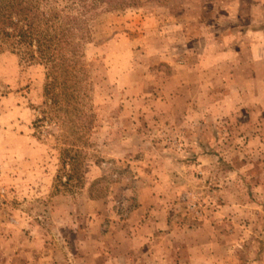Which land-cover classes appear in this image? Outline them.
Masks as SVG:
<instances>
[{
  "label": "rangeland",
  "instance_id": "374dc122",
  "mask_svg": "<svg viewBox=\"0 0 264 264\" xmlns=\"http://www.w3.org/2000/svg\"><path fill=\"white\" fill-rule=\"evenodd\" d=\"M125 1L80 45L69 184L45 68L0 53V264H264V0Z\"/></svg>",
  "mask_w": 264,
  "mask_h": 264
},
{
  "label": "trees",
  "instance_id": "16d2710c",
  "mask_svg": "<svg viewBox=\"0 0 264 264\" xmlns=\"http://www.w3.org/2000/svg\"><path fill=\"white\" fill-rule=\"evenodd\" d=\"M125 0H0V53L10 51L26 65L46 70L44 103L39 123L46 122L62 136L61 164L70 174L80 168L82 148L75 142L83 114L77 109L82 72L80 45L89 39L91 22L100 14L124 10Z\"/></svg>",
  "mask_w": 264,
  "mask_h": 264
},
{
  "label": "crops",
  "instance_id": "0c3cea01",
  "mask_svg": "<svg viewBox=\"0 0 264 264\" xmlns=\"http://www.w3.org/2000/svg\"><path fill=\"white\" fill-rule=\"evenodd\" d=\"M149 222H152L149 225H147V228H149V230H147V235H149V237L152 236V233H154L155 229L160 230V229H162L164 227V222H161V221L155 222L152 219H150ZM150 233H151V235H150Z\"/></svg>",
  "mask_w": 264,
  "mask_h": 264
}]
</instances>
